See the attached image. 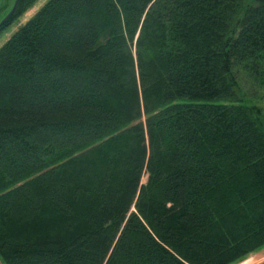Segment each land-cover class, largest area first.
Instances as JSON below:
<instances>
[{
    "label": "trees",
    "instance_id": "16d2710c",
    "mask_svg": "<svg viewBox=\"0 0 264 264\" xmlns=\"http://www.w3.org/2000/svg\"><path fill=\"white\" fill-rule=\"evenodd\" d=\"M239 73L264 91V0H47L0 48L2 263L264 249V118Z\"/></svg>",
    "mask_w": 264,
    "mask_h": 264
},
{
    "label": "rangeland",
    "instance_id": "374dc122",
    "mask_svg": "<svg viewBox=\"0 0 264 264\" xmlns=\"http://www.w3.org/2000/svg\"><path fill=\"white\" fill-rule=\"evenodd\" d=\"M15 0H0V23L10 13ZM47 0H39L31 9H29L24 15L15 20L10 27L0 37V48L5 42L24 24H26L45 4ZM240 81V98L243 102L260 108L262 116L264 118V91L252 87L249 81L244 75L239 73ZM264 122V119L263 121ZM147 178H144L145 183ZM264 263V249L248 256L246 259L236 264H263ZM0 264H3L0 260Z\"/></svg>",
    "mask_w": 264,
    "mask_h": 264
},
{
    "label": "water",
    "instance_id": "95a60500",
    "mask_svg": "<svg viewBox=\"0 0 264 264\" xmlns=\"http://www.w3.org/2000/svg\"><path fill=\"white\" fill-rule=\"evenodd\" d=\"M18 2H19V0H16V2H15V4H14V7H13V9L11 10V12L6 16V18L0 23V26L2 25V24H4L13 14H14V12L16 11V9H17V6H18Z\"/></svg>",
    "mask_w": 264,
    "mask_h": 264
}]
</instances>
